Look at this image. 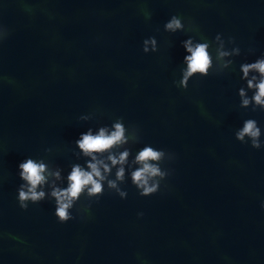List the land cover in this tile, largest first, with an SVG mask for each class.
Returning <instances> with one entry per match:
<instances>
[{"label": "water", "instance_id": "1", "mask_svg": "<svg viewBox=\"0 0 264 264\" xmlns=\"http://www.w3.org/2000/svg\"><path fill=\"white\" fill-rule=\"evenodd\" d=\"M172 16L184 30H164ZM149 37L157 50L144 53ZM189 38L207 41L213 60L182 88ZM221 44L239 54L217 59ZM257 59L264 0H0V264H264V110L239 96L254 93L240 68ZM247 119L260 148L236 139ZM117 120L128 142L96 155L115 180L121 165L107 157L129 151L117 181L126 197L106 179L102 195L82 194L59 222L49 185L86 169L82 134ZM145 146L165 152L167 172L149 196L131 182ZM29 158L60 179L21 209L18 165Z\"/></svg>", "mask_w": 264, "mask_h": 264}, {"label": "clouds", "instance_id": "2", "mask_svg": "<svg viewBox=\"0 0 264 264\" xmlns=\"http://www.w3.org/2000/svg\"><path fill=\"white\" fill-rule=\"evenodd\" d=\"M147 18V16H146ZM164 30L166 32H176L184 30V24L178 16H172L165 24ZM216 40L220 36L215 37ZM144 53L157 50V41L154 37H149L143 41ZM150 46V47H149ZM183 47L188 53L184 57L186 69L182 73L180 86L186 88L188 80L195 74L200 76H207L209 69L212 67V55L209 52V43L196 42L191 38L183 42ZM217 49V59H223L226 56L239 54V48H234L232 52ZM231 63L228 61L224 66ZM243 76L247 80V88L254 89L253 95L249 98L246 95L245 89H239V96L241 97L240 106L247 108L252 105L253 110L259 106L264 110V59H257L253 63L242 64L240 68ZM254 72L259 74V80L253 75L248 79L249 73ZM127 129L121 120H117L112 129L100 128L96 134L91 130L81 135L76 142L77 147L81 152L91 159L86 164V169L80 165H73L71 172L67 176V187H58L54 183L49 185L51 187L50 195L55 201V215L58 221L63 223L72 219L69 210L73 208L76 201L82 194H86L89 198L102 195L104 192L106 174L111 171L109 164L97 158L96 154L110 152L116 146L124 145L128 142L129 136L126 135ZM245 136L251 140L252 148H260L261 129L254 119H247L243 123V127L236 133V139L244 142ZM135 139V137H133ZM165 152L163 150L154 149L151 146H145L135 156V163L139 165L131 172V182L139 191L141 196H149L157 192L160 181H162L167 172L162 171L160 161H162ZM129 151L125 149L119 155L110 154L107 159L112 166L121 165L117 168L115 173V180L107 179V188L115 190L121 197H126L127 193L122 191L117 181H123L125 177V169L123 165L127 162ZM19 178L23 181L17 189V200L21 209H26L28 202L37 203L45 199L46 193L43 190L44 186L48 184V178L54 177L55 180L60 179L59 170L49 171L47 165L43 161L33 159H26L18 165Z\"/></svg>", "mask_w": 264, "mask_h": 264}]
</instances>
